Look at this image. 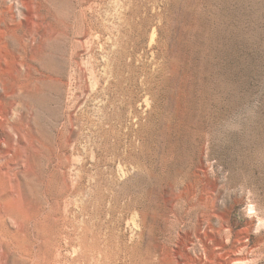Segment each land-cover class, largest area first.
<instances>
[{"label": "rangeland", "instance_id": "rangeland-1", "mask_svg": "<svg viewBox=\"0 0 264 264\" xmlns=\"http://www.w3.org/2000/svg\"><path fill=\"white\" fill-rule=\"evenodd\" d=\"M2 1L0 264H264V0Z\"/></svg>", "mask_w": 264, "mask_h": 264}, {"label": "bare ground", "instance_id": "bare-ground-1", "mask_svg": "<svg viewBox=\"0 0 264 264\" xmlns=\"http://www.w3.org/2000/svg\"><path fill=\"white\" fill-rule=\"evenodd\" d=\"M4 1H2V2L6 3V7H7L8 11L11 12V17L17 16L19 18L24 17L25 19H28L33 14V11H34L33 8H29L25 4L24 0H4ZM32 2L35 4V2L33 0H32ZM4 12H5V10L0 9V22L2 20H4L5 17L7 16V13H4ZM38 13H39V11H38ZM35 14H36V11H35ZM35 16H37V15H35ZM0 71H1V69H0ZM261 226H262V223L260 222L256 225V229H259ZM239 259L240 258L238 256H234L231 259L230 264H238Z\"/></svg>", "mask_w": 264, "mask_h": 264}]
</instances>
